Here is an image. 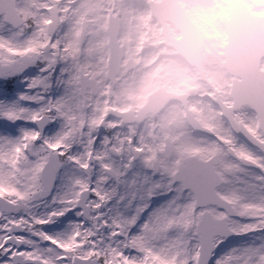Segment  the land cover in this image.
Instances as JSON below:
<instances>
[{
  "label": "snow or ice",
  "instance_id": "obj_1",
  "mask_svg": "<svg viewBox=\"0 0 264 264\" xmlns=\"http://www.w3.org/2000/svg\"><path fill=\"white\" fill-rule=\"evenodd\" d=\"M9 15L0 9V35L16 27ZM48 43L20 51L0 41V51L21 57L0 59V145L19 148L22 141L26 155L46 156L32 189L0 179V264H264L259 129L244 126L249 151L243 199L235 203L222 194L228 185L217 162L191 158L161 167L135 140V147H118L101 121L77 127L65 117L56 103L67 95L66 74L47 60L26 62L29 53L44 55L40 47ZM181 208L194 209L191 226L176 225ZM174 236L184 251L169 258L159 249Z\"/></svg>",
  "mask_w": 264,
  "mask_h": 264
},
{
  "label": "flooded vegetation",
  "instance_id": "obj_2",
  "mask_svg": "<svg viewBox=\"0 0 264 264\" xmlns=\"http://www.w3.org/2000/svg\"><path fill=\"white\" fill-rule=\"evenodd\" d=\"M139 1L142 0H34L33 7L21 12L20 37L26 48L50 41L40 47L44 55H29L36 63L47 60L57 64L66 74L67 95L56 106L77 127L81 122L101 121L111 130L110 136L114 133L118 147H135V140L161 167L189 156L209 159L218 154L219 171L228 185L222 194L240 203L243 196L239 189L243 185L235 173L243 177L244 167L232 156L243 153L240 159H246L248 150L216 106V102L231 105L230 79L223 74L222 82L204 79L201 87L188 92L174 89L163 74V65H154L162 57H177L172 47L164 46L162 50L167 41L160 38L178 39L181 34L166 17L169 29L163 33L148 4L159 0ZM46 3L50 9L44 8ZM247 6L264 16V8L250 3ZM45 18H50L52 24L44 25ZM190 19L197 35L203 38L194 17L190 15ZM53 43L57 45L55 49ZM237 113H233L234 117ZM45 161L46 156H37L36 167L40 165L41 169ZM227 167L231 173H225ZM39 170L33 171L36 184L40 183ZM233 178L237 183H232Z\"/></svg>",
  "mask_w": 264,
  "mask_h": 264
},
{
  "label": "rangeland",
  "instance_id": "obj_3",
  "mask_svg": "<svg viewBox=\"0 0 264 264\" xmlns=\"http://www.w3.org/2000/svg\"><path fill=\"white\" fill-rule=\"evenodd\" d=\"M27 4H31L25 0H20L17 2V8L21 12L23 9L28 8ZM231 4L230 0H195L189 8V13L194 17L196 22L198 23L200 29L203 31L204 35H208L212 37V40L217 41V44L214 46V49L211 53L218 60V52H221V43L225 42L221 41L223 38L224 30L221 25V17L222 15L228 16V8ZM225 36V34H224ZM0 41H3L5 45H9L11 48L19 49L22 51V41L19 39V33L17 31L6 30L3 35H0ZM18 56L15 53L9 52L8 48L5 47L3 51H0V59L10 60ZM220 59V58H219ZM221 65V64H220ZM220 89H223L220 87ZM227 94V92H225ZM237 116L240 119L245 120V122L254 129H259L258 127V118L256 114L249 109L248 107L241 108ZM262 134V132L259 130ZM264 135V134H262ZM11 145V148L9 147ZM24 145L21 141L19 148H17L16 143L11 141H6L5 144L0 145V179L4 181L5 185H13L20 188L22 191H26L28 189H32V186L35 183L33 164L37 162V156L34 157L33 160L29 158H24L25 153L23 151ZM15 149V151H13ZM23 158L24 162L27 164L28 168L25 171V165L23 166L22 162L18 161L17 164H11V161L14 159ZM31 160V161H30ZM13 167V168H12ZM31 168V169H30ZM40 169V165L38 168ZM237 179H244L237 172L235 173ZM35 190V189H33ZM181 212L185 213L184 217L181 218L177 216L176 225L181 224L182 222H186L189 226L193 222V208H181ZM186 230V229H185ZM182 241L179 237H172L171 241L164 243L163 247L159 249L161 253L165 256L171 258V256L180 257L184 251L181 247Z\"/></svg>",
  "mask_w": 264,
  "mask_h": 264
},
{
  "label": "clouds",
  "instance_id": "obj_4",
  "mask_svg": "<svg viewBox=\"0 0 264 264\" xmlns=\"http://www.w3.org/2000/svg\"><path fill=\"white\" fill-rule=\"evenodd\" d=\"M160 39L167 41V44L162 46V50L164 46L179 47L192 57L191 62H188L184 57L165 56L161 58L157 65H154V68L163 65V74L174 89L188 92L201 87L204 79L212 82H222V74L225 69L211 55L217 41L199 36L195 39H185L182 42L168 36Z\"/></svg>",
  "mask_w": 264,
  "mask_h": 264
},
{
  "label": "water",
  "instance_id": "obj_5",
  "mask_svg": "<svg viewBox=\"0 0 264 264\" xmlns=\"http://www.w3.org/2000/svg\"><path fill=\"white\" fill-rule=\"evenodd\" d=\"M173 5L179 10L183 11L176 0H172ZM237 6H242V0H236ZM0 9L6 10L8 12H15L14 7V0H0ZM227 29L229 31V44H227L224 48V56L226 57L227 61L224 63L226 68H230V61L233 60L230 56L231 51V39L232 36L230 35V25L228 24V21H225ZM262 25L259 23L253 24L252 31H257L260 29L259 32L262 31ZM234 38L238 36V34L235 32ZM254 34V33H252ZM183 41V40H182ZM181 49V48H180ZM183 50V49H182ZM21 59V58H20ZM26 62H30L29 60ZM33 63V62H30ZM259 66V57L251 59V67L252 70L248 73V76H241L242 80L237 83V86H234V88L237 89V94L235 98V104H249L259 115L260 120V128L264 131V75L259 73L257 71ZM27 69H25L26 71ZM237 105V104H236Z\"/></svg>",
  "mask_w": 264,
  "mask_h": 264
}]
</instances>
